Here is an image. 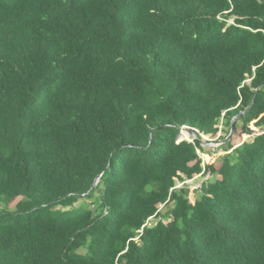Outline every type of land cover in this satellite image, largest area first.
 Segmentation results:
<instances>
[{
  "label": "trees",
  "instance_id": "16d2710c",
  "mask_svg": "<svg viewBox=\"0 0 264 264\" xmlns=\"http://www.w3.org/2000/svg\"><path fill=\"white\" fill-rule=\"evenodd\" d=\"M0 206V264H264V0H0Z\"/></svg>",
  "mask_w": 264,
  "mask_h": 264
},
{
  "label": "rangeland",
  "instance_id": "374dc122",
  "mask_svg": "<svg viewBox=\"0 0 264 264\" xmlns=\"http://www.w3.org/2000/svg\"><path fill=\"white\" fill-rule=\"evenodd\" d=\"M220 130L222 129V125H218ZM250 130H252L251 135L246 134L242 131V128L239 126L237 131L233 132L232 134H228V136L225 138L230 139V143L233 146V148L237 147L241 143L245 141H249L252 139L253 135L259 134V130L254 126V123L252 122L249 126ZM224 135L222 131H219L218 134L215 137L210 136H202V139L205 143H207V146H203L205 148V153L199 152V155L201 157V160L203 163L208 164H214L215 166H218V158L225 154V152L221 149L222 140L219 139V136ZM179 139H190L189 135L182 130V133L179 137ZM207 177H200V176H194L190 180H185V184L189 190V200L190 202H194L195 200V194L194 192L199 188L202 181H204ZM181 183H177V187H181ZM12 206V205H11ZM9 206V207H11ZM2 207V206H0Z\"/></svg>",
  "mask_w": 264,
  "mask_h": 264
},
{
  "label": "water",
  "instance_id": "95a60500",
  "mask_svg": "<svg viewBox=\"0 0 264 264\" xmlns=\"http://www.w3.org/2000/svg\"><path fill=\"white\" fill-rule=\"evenodd\" d=\"M237 117H238V116H235V117L231 120V123H230V132H229L230 134H231V132H232L233 123H234V121L237 119ZM181 130L185 131V132L190 136V138H191L192 140H196V139H197L195 133H194L192 130H190L189 128H187V127H183ZM199 142H200V144H201L202 146H207V145H208V144L205 143L203 140H200ZM223 143H224V141L222 142V144H223ZM97 182H98V179L95 181L94 186L97 184Z\"/></svg>",
  "mask_w": 264,
  "mask_h": 264
},
{
  "label": "built area",
  "instance_id": "2783aa9c",
  "mask_svg": "<svg viewBox=\"0 0 264 264\" xmlns=\"http://www.w3.org/2000/svg\"><path fill=\"white\" fill-rule=\"evenodd\" d=\"M181 133H182V130H181ZM181 133H180V134H181ZM202 136H203V135L201 134V138H202ZM189 137H190V136H189ZM185 140H187V141H189V142H193V140H192L191 138H190L189 140H188V139H185ZM198 154H199V152H198ZM160 208H161V207H160Z\"/></svg>",
  "mask_w": 264,
  "mask_h": 264
}]
</instances>
